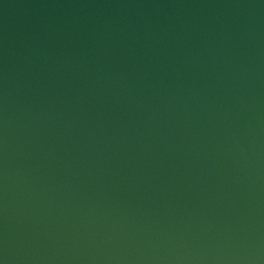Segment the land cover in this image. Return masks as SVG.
Segmentation results:
<instances>
[{
  "label": "water",
  "instance_id": "water-1",
  "mask_svg": "<svg viewBox=\"0 0 264 264\" xmlns=\"http://www.w3.org/2000/svg\"><path fill=\"white\" fill-rule=\"evenodd\" d=\"M0 264H264V0H0Z\"/></svg>",
  "mask_w": 264,
  "mask_h": 264
}]
</instances>
